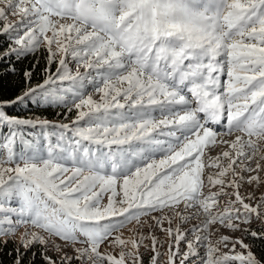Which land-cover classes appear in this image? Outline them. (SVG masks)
<instances>
[{
  "label": "snow or ice",
  "instance_id": "snow-or-ice-1",
  "mask_svg": "<svg viewBox=\"0 0 264 264\" xmlns=\"http://www.w3.org/2000/svg\"><path fill=\"white\" fill-rule=\"evenodd\" d=\"M0 37V79L46 53L0 90V256L264 264V0H0Z\"/></svg>",
  "mask_w": 264,
  "mask_h": 264
},
{
  "label": "trees",
  "instance_id": "trees-1",
  "mask_svg": "<svg viewBox=\"0 0 264 264\" xmlns=\"http://www.w3.org/2000/svg\"><path fill=\"white\" fill-rule=\"evenodd\" d=\"M3 37H0V40H2ZM46 53L41 49L35 56H30L29 58L25 59L22 63L17 64V68L20 69V72H18L16 75H8L4 76L2 79H0V90H2V94L5 98H9L12 96H15L19 88L22 87V85L19 84V81L22 76V71L28 67L31 64H34L37 59H39L40 63L37 66L36 69V81L40 80V70L42 69L44 65V56ZM3 69L0 68V72H2ZM35 82V81H34ZM57 112H61V109L58 107L54 108H43L39 110L37 114H41L46 116L48 119H58L56 116ZM74 115L73 114H70ZM14 242H11L8 244L7 251H12L15 248ZM253 252L258 256V258L264 260V240H253ZM0 259H3L6 264H10L11 257L7 255L0 256Z\"/></svg>",
  "mask_w": 264,
  "mask_h": 264
},
{
  "label": "rangeland",
  "instance_id": "rangeland-1",
  "mask_svg": "<svg viewBox=\"0 0 264 264\" xmlns=\"http://www.w3.org/2000/svg\"><path fill=\"white\" fill-rule=\"evenodd\" d=\"M238 235V234H237ZM0 243H2V241H0ZM14 244H15V246H16V242L14 241Z\"/></svg>",
  "mask_w": 264,
  "mask_h": 264
}]
</instances>
